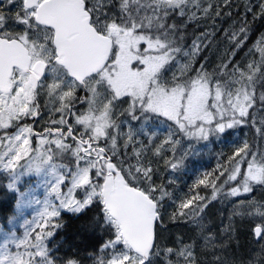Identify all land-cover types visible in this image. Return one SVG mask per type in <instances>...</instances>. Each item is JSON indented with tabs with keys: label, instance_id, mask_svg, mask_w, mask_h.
I'll list each match as a JSON object with an SVG mask.
<instances>
[{
	"label": "snow or ice",
	"instance_id": "obj_1",
	"mask_svg": "<svg viewBox=\"0 0 264 264\" xmlns=\"http://www.w3.org/2000/svg\"><path fill=\"white\" fill-rule=\"evenodd\" d=\"M203 2L118 0L116 15L104 10L112 0H0V5L19 7L14 16H6L0 7V129L39 115L37 97L41 94L58 102L55 111L61 113L59 120L49 121L43 133H35L44 137L39 140V148H31L28 137L33 135V129L29 125L17 124L16 133L0 136V171L9 173L7 188L18 189V182L27 174L46 172L52 178L50 192L38 213V231L33 232L36 218L25 220L22 235L0 244V264H53L45 243L53 232H45L43 225H51L61 209L79 212L94 198L102 202L105 222L115 230V240L105 248L114 249L117 243L124 246L104 264H153L161 255L155 225L161 219L162 201L169 193L163 186H154L153 169L141 162L145 149L142 142L141 150L136 149L132 128L122 132L113 119L116 106L127 104L121 114L127 113L132 120L163 117L172 121L175 128L170 129L164 143L171 144L174 152L180 143L174 139V131L189 138L207 139L210 134L247 123L249 109L257 99L264 104V91L256 95V84L264 81V34L254 46L260 60L249 62L244 70L239 65L229 68V61L220 65L215 78L203 65L195 76H187L190 65H181L179 75L173 72L165 78L166 67L181 52L176 46L177 25L167 21L173 13L188 19H193L196 11L207 15L212 5L205 7ZM259 7L260 15H264V3ZM9 19L22 24L25 31H8ZM238 32L247 36L248 28L241 25ZM232 35L239 46V36ZM81 88L89 91L91 98L87 100V110L76 114V91ZM69 115L83 131L74 134L75 126L66 119ZM257 131L264 136V127ZM120 136L126 137L124 158L119 156ZM5 139L7 144L3 143ZM129 145L133 146L136 163L125 167ZM162 147H157L155 154L159 155ZM64 154L74 158L72 166L55 162ZM113 157L117 158L115 163ZM227 160L226 167L217 166L218 175L207 173L198 181L211 185V200L238 177V186L228 190L230 196L264 186V152L259 156L251 153L245 141ZM182 162L183 156L166 161L172 169ZM245 163L247 169L242 174ZM208 176H213L212 181H207ZM221 177L224 179L217 186L215 181ZM66 181L70 187L65 194L61 187ZM77 190L83 191V200L73 195ZM194 200L195 207H190ZM203 201L200 196L187 199L171 218L195 217L207 207ZM252 207L256 208L254 215L264 218V205L253 202ZM254 235L264 239V224L254 228ZM211 239L205 237L206 242ZM193 247L184 245L175 253L171 248L163 250V264H174L169 259L173 254L183 258V264H196Z\"/></svg>",
	"mask_w": 264,
	"mask_h": 264
},
{
	"label": "trees",
	"instance_id": "obj_2",
	"mask_svg": "<svg viewBox=\"0 0 264 264\" xmlns=\"http://www.w3.org/2000/svg\"><path fill=\"white\" fill-rule=\"evenodd\" d=\"M261 3L264 0H204L202 6L212 5L207 15L196 11L195 17L188 19L171 14L167 23L177 25L176 46L181 48V52L176 61L166 67L165 78H170L173 72L179 75L178 68L181 65H190L187 76H195L203 65L206 72L214 74L215 78L220 65L226 62H231L229 68L239 65L241 70L251 61L258 62L260 56L254 46L264 34V15H260L259 7ZM241 25L248 28L247 36H240L238 29ZM233 33H237L240 38L239 46ZM261 91H264V81L256 84L257 97ZM124 108L127 105L120 113ZM249 113L247 123L219 134H210L207 139L189 138L174 131V139L180 141L175 145L174 152L171 144L164 143L170 129L175 128L172 121L163 117L137 121L132 120L127 113L126 117L121 114L117 119L122 132L126 133L129 127L132 128L137 150H141L142 142L145 150L141 162L152 167L154 186H163L169 193L162 201L161 219L156 229L157 242L162 251L160 256L155 257L153 264H163V250L171 248L175 253L184 245H194L196 264H218V261L219 264H264V239L258 240L254 235V228L264 224V218L254 215L256 208L252 207L253 202L257 206L264 205V186H255L248 200L234 204L227 200V193L230 187L238 184L240 177L225 185L214 200L210 199L213 192L211 185L207 182L198 184L207 173L218 175L215 171L217 166L226 167L227 158L233 156L234 149L245 141L251 153L259 156L264 152V136L257 131L264 127V104L257 99ZM125 139L124 136L117 138L120 158L125 157ZM161 145L160 154H155V149ZM132 153L133 146L129 145L125 167L129 163H136ZM181 156L183 162L177 169H172L166 163ZM116 160L113 157V163ZM246 167V163L241 166L242 174ZM213 176H208L207 181H212ZM223 179L221 177L215 181L217 186ZM8 180V172L0 173V219L14 213L18 198L17 192L8 190ZM196 196L204 197L203 202L207 203L203 212L195 217L171 218L180 210L182 202ZM196 203L194 200L190 207H195ZM50 229L53 235L48 239V249L53 264H104L111 261L114 253L124 250L122 243H117L114 249L105 248L109 241L115 240V230L105 222L102 202L96 198L80 212H62L54 219ZM206 236L212 239L206 242ZM169 259L174 264H183V258L175 254Z\"/></svg>",
	"mask_w": 264,
	"mask_h": 264
},
{
	"label": "rangeland",
	"instance_id": "obj_3",
	"mask_svg": "<svg viewBox=\"0 0 264 264\" xmlns=\"http://www.w3.org/2000/svg\"><path fill=\"white\" fill-rule=\"evenodd\" d=\"M104 10L109 14L119 15L118 5L115 4L114 0H112V4L108 5ZM49 82H51L50 78H49ZM89 98H91V93L88 91L87 96L85 97L84 102H83V108L82 110H80V113L87 110L88 108L87 100ZM210 99L211 98H209V103H210ZM126 105L127 104H118L116 106L114 113H113L114 120L117 121V119L120 118L121 109ZM122 116L126 117V113L122 114ZM29 117H25L24 119L13 123L7 129H0V136L8 137L16 133L18 130L17 124L20 126L26 125ZM42 138L43 137H40V136L35 137L34 134L29 136L28 139L30 141L31 148L33 149L39 148L40 147L39 140ZM3 143L7 144L8 140L5 139ZM24 162H25L24 160L21 161V163H24ZM55 162L58 164H61L59 161H55ZM62 164H65V163L62 162ZM3 172H7V171H0V173H3ZM51 179L52 178L46 172H42L40 174H35V173L27 174L23 176L21 180L18 182V189L11 190L8 188L9 191L17 192L18 198H17L14 213L10 215L8 218L0 219V244H3L5 241L11 239L12 237L16 235H22L24 231L25 220L31 221L34 218H36V223L33 225V232L35 234L38 231V226L41 223L38 219V213L42 210L43 201L45 200V198L48 197V193L50 192L49 181ZM9 182H10V176H9L8 183ZM236 186H238V184ZM68 187H70V182L66 181V183L62 185L61 191L66 194V190ZM251 193L252 191L250 193L241 194L238 196L228 195L227 200L232 201L234 204L235 203L238 204L245 200H248L251 196ZM73 195L75 196L76 199H79V200H83L84 198V194L82 190H77L76 192H74ZM87 206H85V208ZM64 211L73 212L68 209H61L60 214ZM56 218L57 217L52 218V224H53L54 219ZM50 226L51 225L49 224H44L43 225L44 231L45 232L51 231ZM49 238L50 237L45 238L47 249H48V239ZM48 252H49V249H48ZM48 259L51 260L50 256H48ZM69 264H72V263H69Z\"/></svg>",
	"mask_w": 264,
	"mask_h": 264
},
{
	"label": "flooded vegetation",
	"instance_id": "obj_4",
	"mask_svg": "<svg viewBox=\"0 0 264 264\" xmlns=\"http://www.w3.org/2000/svg\"><path fill=\"white\" fill-rule=\"evenodd\" d=\"M114 2L117 4V0H114ZM0 7L3 8L6 16H14L18 11L19 7L17 4L13 5H0ZM6 28L10 32L15 33H23L25 31V28L22 24H19L17 22H14L13 20H7ZM88 91L84 89H77L76 91V97L75 100V107L73 108V112L76 114H80V110L83 108V102L85 97L87 96ZM38 102L40 104V112L39 115L36 117H29L27 120L26 125H29L33 129V134L35 137H39L35 135V133H43L44 129L49 126V121L52 119L59 120L61 113L58 111H55L56 108L59 107L58 102H54L49 98L46 94H41L37 97ZM66 119H68V122L73 124L75 126L74 134L77 132L83 131L82 126L75 125L74 118L69 115L66 116ZM55 127V125H53ZM43 137V136H40ZM44 138V137H43ZM68 143H72L71 140L67 141ZM101 146H104L101 144ZM55 161H59L61 164L62 162L72 166L74 164V158H71L68 154H64L62 157L55 158Z\"/></svg>",
	"mask_w": 264,
	"mask_h": 264
},
{
	"label": "water",
	"instance_id": "obj_5",
	"mask_svg": "<svg viewBox=\"0 0 264 264\" xmlns=\"http://www.w3.org/2000/svg\"><path fill=\"white\" fill-rule=\"evenodd\" d=\"M131 186H133V185H131ZM156 226H157V223H156V225H155V231H156ZM256 238H257L258 240L261 239V238H259V237H257V236H256Z\"/></svg>",
	"mask_w": 264,
	"mask_h": 264
},
{
	"label": "bare ground",
	"instance_id": "obj_6",
	"mask_svg": "<svg viewBox=\"0 0 264 264\" xmlns=\"http://www.w3.org/2000/svg\"><path fill=\"white\" fill-rule=\"evenodd\" d=\"M116 4V3H115ZM119 143V142H118ZM141 186V185H140Z\"/></svg>",
	"mask_w": 264,
	"mask_h": 264
}]
</instances>
